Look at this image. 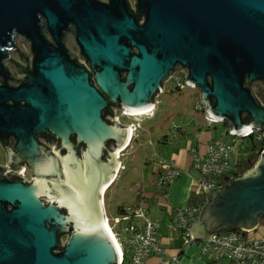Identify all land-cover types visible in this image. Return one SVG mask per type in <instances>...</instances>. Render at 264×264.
I'll use <instances>...</instances> for the list:
<instances>
[{
	"label": "water",
	"instance_id": "obj_1",
	"mask_svg": "<svg viewBox=\"0 0 264 264\" xmlns=\"http://www.w3.org/2000/svg\"><path fill=\"white\" fill-rule=\"evenodd\" d=\"M127 4L0 0V139L15 141L6 162H25L31 177L23 166L2 168L19 181L0 171V264H120L102 209L130 138L114 111L151 110L176 71L197 88L207 120L264 137L252 93L255 82L264 87V0H135L129 9L145 14L142 24ZM204 190L191 239L252 230L264 218V152L243 175Z\"/></svg>",
	"mask_w": 264,
	"mask_h": 264
},
{
	"label": "built area",
	"instance_id": "obj_2",
	"mask_svg": "<svg viewBox=\"0 0 264 264\" xmlns=\"http://www.w3.org/2000/svg\"><path fill=\"white\" fill-rule=\"evenodd\" d=\"M130 9H134L135 0H127ZM144 18L140 19L142 24ZM84 59L80 60L83 63ZM185 72L176 71L172 76L163 83V91L154 97V107L140 115L123 114L120 110L114 111V117L120 125L118 116L135 119L140 116L149 115L153 112L157 105V99L165 94L167 84L172 85V92L183 91L185 89L198 92L197 88H190L185 85ZM252 93L264 106V87L260 83H254ZM198 106L195 111L203 114L205 123L212 127L214 125H225L226 122H212L205 118L204 107L201 104L198 92ZM112 109V107H110ZM108 118V115H106ZM105 119V117H104ZM128 128L133 130L132 126ZM229 127L208 145L204 155H196L192 159V169L197 174V194L203 200L197 201L192 206L174 209L170 214L167 229L170 233H180L181 243L183 246L192 245L195 239H191L190 230L196 221L200 218V212L207 204V197L204 188L217 189L225 186L229 179L231 160L239 153L240 141L252 137L258 143L264 146V137L260 132L252 130L243 137L230 135ZM43 142V138L39 139ZM121 153V152H120ZM261 154V152H260ZM150 163L156 168V185L161 189L171 186L180 175L179 168L172 161H165L156 154L150 160ZM24 170L22 178L30 183L31 177L28 176V169L23 165ZM4 171V170H3ZM47 203V202H45ZM104 214V213H103ZM106 224L110 230L113 239L119 249L121 255L120 264H146L151 257H157V264H182L177 257L168 256L160 246L157 238V232L160 227L159 222L152 217L142 207H121L118 216L108 219L105 215ZM256 229V228H253ZM252 229V230H253ZM250 231L235 229L219 234L211 235V239H205L204 247L201 251L203 255H208L214 262L226 261L228 264H264V236L258 238H250ZM64 244L61 243L60 246ZM61 249V248H60Z\"/></svg>",
	"mask_w": 264,
	"mask_h": 264
},
{
	"label": "crops",
	"instance_id": "obj_3",
	"mask_svg": "<svg viewBox=\"0 0 264 264\" xmlns=\"http://www.w3.org/2000/svg\"><path fill=\"white\" fill-rule=\"evenodd\" d=\"M196 112L199 115L195 114L192 116H186L187 118H190L186 122L188 127H191L190 130H188L189 132L186 131V128L179 126L176 127L175 132L170 126H168L167 129L160 130L159 133H156L158 136L156 137V140L147 141V145L151 147L153 152L152 154H156V156L165 161H172L179 168V177L171 186L166 189H161L156 185V168L154 169L153 167V178L147 179L145 175H143L144 186L141 185V189L138 191V194L134 196L136 204L134 206L126 207L140 206L159 222L160 227L157 232V238L161 248L168 256L177 257L182 264H228L226 261L214 262L210 256L203 255L201 253V247L204 245L205 239H195V242L192 245L183 246L181 243V234L170 233L167 229L170 214L174 209L192 206L197 201L203 200V198L199 197L197 194V174L192 169V159L196 155H204L208 145L215 141V139L223 131L222 129L229 127L227 123L224 126L222 125L223 127L221 130L216 128L215 125L209 127L203 119V114L199 111ZM118 119L122 125L126 127L131 126V124H126L121 121L120 116H118ZM132 139L133 130L130 131L128 143L122 150H120V152L124 149L126 150L130 146ZM253 144L256 146L260 145V143L251 137L240 141L239 153L231 160L230 171L227 179L230 180V178H236L238 175H243L241 174V169L247 156L250 154L249 147ZM83 149L84 148L81 145L79 150L83 151ZM262 152H264V148ZM116 174L114 178L116 177ZM41 200L45 201V198ZM45 202L44 204L46 205L47 203ZM258 225L259 224H257L255 226L256 229H253L250 233V238L264 236V230L254 234L255 231L260 228ZM157 263V257H151L146 261V264Z\"/></svg>",
	"mask_w": 264,
	"mask_h": 264
},
{
	"label": "rangeland",
	"instance_id": "obj_4",
	"mask_svg": "<svg viewBox=\"0 0 264 264\" xmlns=\"http://www.w3.org/2000/svg\"><path fill=\"white\" fill-rule=\"evenodd\" d=\"M22 43L24 41L19 42V45L22 46ZM166 89V93L157 99L155 110L149 115L140 116L135 119H126L120 116L121 121L131 124L133 127V139L126 150L124 149L123 152L118 153L117 161L120 162V168L116 177L108 185L110 187L106 188L107 191L102 198L103 211L109 220L118 216V208L134 206L136 204L134 196L138 194L141 185L144 186L143 175L147 179L153 178L152 171L154 166L148 161L151 160L154 154H152L151 147L147 145V141L156 140V137H158L156 133L167 129L168 126L175 132L178 126L186 128V131L189 132L188 130L191 127H188L186 122L190 118L186 116L199 115L195 111V108L199 109L198 92L189 89L172 92L171 84H167ZM223 126L220 124L215 125L219 130ZM108 148L114 147L109 143ZM5 161V154L0 148V164H3ZM258 224L260 230H256L254 234L264 230V219H261ZM66 239L67 236L61 237V243L64 244ZM203 247L202 245L201 248L203 249ZM127 262L128 257L126 258Z\"/></svg>",
	"mask_w": 264,
	"mask_h": 264
},
{
	"label": "trees",
	"instance_id": "obj_5",
	"mask_svg": "<svg viewBox=\"0 0 264 264\" xmlns=\"http://www.w3.org/2000/svg\"><path fill=\"white\" fill-rule=\"evenodd\" d=\"M127 7H128V11H129V13L130 14H132L135 18H136V21H137V23L139 22V20H140V18H141V16L144 14V13H139V11H138V8H136V11L135 12H131L130 11V9H129V6H128V4H127ZM83 57V56H82ZM84 58V57H83ZM85 59V58H84ZM86 60V59H85ZM87 61V60H86ZM88 62V61H87ZM117 107V106H116ZM109 113V109L108 110H106V111H104V113H103V117H105V115L106 114H108ZM245 122H246V124L248 123V121H247V119H245ZM109 123V122H108ZM109 124H111V123H109ZM42 137L45 139V140H47V141H55L57 144H58V146H60L59 145V142L57 141V140H55L52 136H50V135H42ZM252 138V137H251ZM72 140L74 141V138H72ZM111 144H115L114 142H112ZM263 148H264V146H263V144H261L260 143V145H258V146H256L255 144H253L251 147H249V149H250V154L247 156V158H246V160H245V162H244V164H243V166H242V169H241V174H244V172H247L248 170H250L253 166H254V164L256 163V161L258 160V157L260 156V152H262V150H263ZM62 152H63V154H64V151L62 150ZM103 159L105 158V155L102 157ZM23 165H27L25 162H22V163H20V164H18V168H20L21 166H23ZM120 209L121 208H118V212L120 211ZM62 213H66V211L64 210V209H62ZM262 219H264V218H262ZM72 233V229L71 228H69L68 229V231L66 232V233H63V234H61L60 235V237H63V236H69L70 234Z\"/></svg>",
	"mask_w": 264,
	"mask_h": 264
},
{
	"label": "flooded vegetation",
	"instance_id": "obj_6",
	"mask_svg": "<svg viewBox=\"0 0 264 264\" xmlns=\"http://www.w3.org/2000/svg\"><path fill=\"white\" fill-rule=\"evenodd\" d=\"M136 8H137V5H136ZM141 18H144V21H145V14H143L142 16H141ZM71 47V46H70ZM32 61V60H31ZM16 79V78H15ZM14 83V82H13ZM12 82H11V84H13ZM14 86H16L17 84L16 83H14L13 84ZM41 137V136H40ZM14 146H15V141L12 139V138H9V139H5V140H2V139H0V148L2 149V151L4 152V154L6 153V150L7 149H14ZM81 145L79 144V145H77L76 146V152H77V150L79 149V147H80ZM107 146H108V143L106 144V146H105V150H104V152H103V156L104 155H107L106 154V149H107ZM11 147V148H10ZM13 152V151H12ZM62 153V155H63V152H61ZM49 155H51V154H49ZM52 156V155H51ZM102 156V157H103ZM11 160V159H10ZM7 161V160H6ZM12 161V163H10V161H9V164L7 163V162H4L3 164H0V171H1V173H3L4 174V176L3 177H5L7 180H9V181H19L18 180V178H16V176H13V175H9V176H6L5 175V173H4V171H3V167L5 166V165H7L11 170H12V172L13 173H15L16 171H17V169H18V165H16V164H14V160L12 159L11 160ZM24 166H26V165H24ZM57 178V176H54V178L53 179H56ZM60 179V178H59ZM43 199V198H42ZM3 208H5L6 210H10L11 208L9 207V206H6V205H3Z\"/></svg>",
	"mask_w": 264,
	"mask_h": 264
},
{
	"label": "bare ground",
	"instance_id": "obj_7",
	"mask_svg": "<svg viewBox=\"0 0 264 264\" xmlns=\"http://www.w3.org/2000/svg\"><path fill=\"white\" fill-rule=\"evenodd\" d=\"M142 114H143V113H142ZM138 115H140V114H138ZM138 115H137V116H138ZM119 152H120V151H119ZM119 152H118V153H119ZM122 152H123V151H122ZM117 155H118V154H117ZM119 156H120V155H119ZM118 162H119V161H118ZM118 169H119V166H118ZM112 180H113V179H112ZM109 187H110V186H107L106 188L108 189ZM106 188H105V189H106ZM105 189H104V191H103L102 198H103V195H105L104 193L107 191V189H106V190H105ZM107 227H108V226H107Z\"/></svg>",
	"mask_w": 264,
	"mask_h": 264
}]
</instances>
